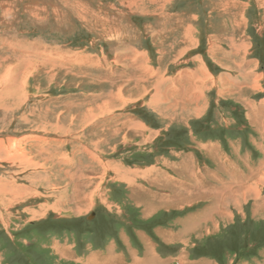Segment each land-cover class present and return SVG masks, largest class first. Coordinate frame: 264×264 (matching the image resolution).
Masks as SVG:
<instances>
[{"label":"rangeland","instance_id":"rangeland-1","mask_svg":"<svg viewBox=\"0 0 264 264\" xmlns=\"http://www.w3.org/2000/svg\"><path fill=\"white\" fill-rule=\"evenodd\" d=\"M107 241L264 264V0H0V264Z\"/></svg>","mask_w":264,"mask_h":264},{"label":"crops","instance_id":"crops-1","mask_svg":"<svg viewBox=\"0 0 264 264\" xmlns=\"http://www.w3.org/2000/svg\"><path fill=\"white\" fill-rule=\"evenodd\" d=\"M193 189H195L196 191H199L196 186H194ZM214 195H216L218 197V194L215 193ZM241 196H243V194ZM153 198L155 199V196H153ZM157 198H158V200L149 201V203L153 202L156 205H152V203L150 204L151 206L149 205V203L148 204H143V206H145V208H147L146 213L152 212V210L157 208V207H160V206L163 207L162 205H164V202H163L164 200H159L160 197H157ZM162 198L163 197H161V199ZM137 200L140 201V198H137ZM241 200H240V202H243V200L245 201L246 199L243 198ZM142 203H146V202H142ZM148 210H151V211H148ZM219 210H220L219 207H218V209H216L213 205L209 206L204 211V213H207V212L209 213L208 215H206V216H209V217L208 218H204V219H206L204 225H202V223H200L199 225L195 224V226H197V227H209V228H213V229L217 230L221 226L220 225L221 223H220L219 220L223 217L222 214H221L222 213L221 210L225 211V209L223 207V209H221L220 211ZM229 212H228V210H226L227 218H228V216H230ZM194 219H196V218H194ZM204 219H202V220H204ZM122 244L125 245V247H126L125 249H126V251H128L127 243L125 241H122ZM113 249H114V244L112 243V241H107V243H105L101 248H99V250H98V248L96 249V250H98L97 254L93 253L91 255V257L87 256V257L83 258L81 260V262L83 264H147L148 260H153L154 259V257H152L151 259L148 257V252L144 251L145 247L142 250V252H141L142 254L140 256L137 255L136 249L133 250L134 253L129 251L130 255H131V259L129 260V262H127L125 260V258L121 254V251L113 252ZM130 250H132V249L130 248Z\"/></svg>","mask_w":264,"mask_h":264},{"label":"bare ground","instance_id":"bare-ground-1","mask_svg":"<svg viewBox=\"0 0 264 264\" xmlns=\"http://www.w3.org/2000/svg\"><path fill=\"white\" fill-rule=\"evenodd\" d=\"M14 69V68H13ZM23 78V77H22ZM262 165V164H261ZM258 168H259V166H258ZM260 169V168H259ZM253 174V173H252ZM255 174V173H254ZM256 175V174H255ZM248 180V179H247ZM252 181V180H251ZM259 181H261V180H259ZM244 183V182H243ZM246 183V182H245ZM245 183L244 184H239L238 186L236 185V188L237 187H239L238 189H234L235 191H233L232 193V195H231V197L232 196H234L233 197V199H235V197L236 196H239V195H242L241 193L243 192V193H245L246 191H245V189L244 188H251L250 186H249V184H247V185H245ZM249 183V182H248ZM255 183V182H254ZM182 184V183H181ZM179 185V184H178ZM231 185H233V184H231V183H228L227 185H226V187L225 188H223L220 192L222 193L223 191H227V193L230 191V187H231ZM244 185H245V187H244ZM253 185V184H252ZM181 186V185H180ZM182 187V186H181ZM184 187H186V186H184ZM193 189V188H192ZM251 189H253V188H251ZM244 190V191H243ZM250 191V190H249ZM198 192V191H197ZM200 192V191H199ZM252 192V191H251ZM249 193V192H248ZM187 195V194H186ZM251 195V194H250ZM245 196V195H244ZM247 196V195H246ZM230 198V197H229ZM140 201H141V199H140ZM140 201H139V203H140ZM183 201V200H182ZM189 201V200H188ZM146 204V203H145ZM181 205V204H180ZM151 250V249H150ZM64 253V252H63ZM152 258V257H151ZM150 258V259H151Z\"/></svg>","mask_w":264,"mask_h":264}]
</instances>
